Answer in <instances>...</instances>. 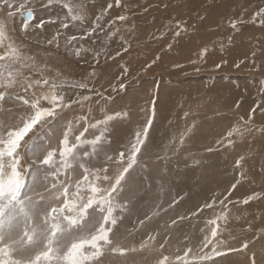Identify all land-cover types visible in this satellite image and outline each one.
<instances>
[{"label":"rangeland","instance_id":"obj_1","mask_svg":"<svg viewBox=\"0 0 264 264\" xmlns=\"http://www.w3.org/2000/svg\"><path fill=\"white\" fill-rule=\"evenodd\" d=\"M204 1L206 3L207 1L216 2V6L212 9L213 12L201 13L206 21V29H215L220 21L227 23L230 20H243V23L237 24V29H248L254 14L264 8V0H201L202 3ZM19 2L21 0H16V3ZM25 2L26 7L21 11L32 10L36 21L41 19L46 21L45 27L33 29L30 25L27 32L21 31L23 21L20 13L10 18L6 12L0 11V20L5 22L14 44L20 48L22 53L34 58L36 68L45 76L54 79L57 83L63 82L62 90H68L65 95L66 100L82 96L89 97L87 101H82V104H73L71 108L60 113L63 118L56 123L54 132L50 134L53 148L58 146L61 129L69 122L75 123L80 117L86 116L87 123H96L113 115L114 119L107 125L100 124L96 129L90 128L86 134L87 138L91 139L94 135H99L105 127L107 128L106 141L102 145L103 152L98 156L77 162L84 163L90 168L99 167L110 163L107 161L108 156L115 158L120 151L126 152L135 133L142 131L151 120L144 146L137 157V164L133 166L134 170L129 171L132 177L129 178L126 175V186L117 198V203L123 204L124 207L123 211L117 208L115 214L121 216L122 219L118 221L116 229L113 230L122 247H135L138 250L128 252L123 256L106 254L102 258L104 264H157L164 255L174 259L176 255L182 254L186 243L198 247L204 235L201 229H205V221L219 214L221 206L218 202L230 190L231 195L226 201V204L231 202L226 209L227 212L232 213L228 216L227 224H229H225L223 220L218 221L221 226L218 239L223 241L218 248L224 250L225 255L216 257V260L220 264H252L254 259L255 264H264V187L262 186L264 180L260 182V185L256 176L250 181L236 179L235 175L239 166L226 163L225 156L219 155L217 146L205 139L198 136L193 138V141L188 139L190 132L186 135L183 133V137L177 136L179 138H176L174 146L176 150H173L170 146L171 136L166 130H170L174 125L168 122L172 117L165 112L167 109L163 108L165 105H168L169 110L174 108L171 107V103L176 99H172L170 95L177 92H180V96L188 91L202 92L207 85V77L210 76L206 72L210 71L213 75L209 84H213L214 88L219 89L215 91L217 90V93L220 92L226 97L216 99L211 104L210 110L202 113L199 119L214 118L210 129L214 133L220 132L226 142L248 141V143L258 142L264 145V122L260 123L253 115L258 105L264 104V83L256 90L251 86V81L246 78V76L257 77L258 73L264 76L263 30L257 29V35H255L260 37L263 52L261 53V50L255 55L248 53L247 55H227L223 56L225 59L213 55L209 60L206 55H196L193 49H185L174 57L172 54L160 56L152 54V51L160 45H166L160 37L162 32L172 38L176 37L177 33L173 31L168 34V31L164 29L165 25L157 26L154 15L174 6L179 9L180 14L186 6L191 4V0H137L136 2L120 0L119 6H116L115 0H79V3L84 6L82 10L77 6L76 0H53L51 4L48 0H25ZM66 2L74 6L73 14L80 16L81 19H71L64 7ZM109 4H112L111 8H108ZM27 5H30V9ZM201 7L204 9L203 4ZM121 15L126 19L123 21L118 19ZM98 18L99 26L97 27ZM63 22L69 24L67 29L62 27ZM93 28L95 31L91 35L80 39ZM159 28L162 32H157ZM180 29L181 27L176 31L182 33ZM57 32L60 33L59 47L55 44H47V40ZM212 34L210 33V40L213 43L215 36ZM71 35H76L78 39L66 46L65 41ZM205 44L203 47L209 48L208 43ZM81 46L80 55L76 56L75 50ZM161 51L166 52L164 49ZM29 63L33 61L30 60ZM237 64L239 67L236 66ZM128 65L133 68H128ZM177 65L180 67H176ZM217 65L221 66L217 68ZM174 69L179 77L174 78L172 84L164 86L160 82L162 79L159 78L163 74L162 70ZM223 69L233 74L234 71L235 73L242 71L246 76L242 79L237 74L229 75L228 73L227 76L213 72L216 70L224 72ZM28 71L25 69V72ZM92 73L95 75H91ZM136 74L142 75L139 77L140 83H148L150 80L147 77L152 74L158 79L153 87L155 103L153 104L152 101L148 108H145L142 121H137L138 116L134 117L132 113L135 93L125 96L131 86V77ZM188 74H198L195 75L193 83H186L187 76L185 75ZM214 77L215 84L212 82ZM120 79L124 81L121 82ZM117 80L119 81L116 82ZM79 84H85L87 87L76 86ZM121 84L124 85L123 88L120 87ZM147 87L152 88L150 85ZM18 89L19 86L16 90L8 91L12 93ZM36 91L39 92V88ZM96 91L100 94L104 93L107 99H101L99 104L92 102L88 110H80L88 105L93 92ZM258 91H261V94H258ZM20 94L24 97V92H19V96ZM104 101L110 102L105 103ZM3 108L14 109L18 112L27 110L21 107L20 100L15 95L6 97ZM231 109H233L232 113ZM68 111L71 115H66ZM116 114L120 115L117 117ZM191 124L184 125L180 129H188ZM83 125L85 122L80 121L78 128L82 129ZM236 129L238 131H233ZM230 131H233L232 136H228ZM210 135L213 134L210 133ZM181 140H183L182 143ZM163 143L164 153L169 154L167 158L175 160H168L158 154ZM193 143L197 148L191 147ZM154 160H156V168L153 166ZM112 167L109 168L110 173ZM80 172L82 169H77L75 175H79ZM233 184H236L234 190H232ZM253 193L262 195L247 205L243 204V199ZM123 195H125L124 198ZM213 199L217 201L215 205L217 208L198 212V209ZM236 201L240 203L236 204ZM194 212L198 214L192 215ZM181 217L184 219H180ZM141 220L144 221L142 225ZM230 222L234 223L232 227ZM150 235L155 236V239L148 241ZM252 238L257 243L256 248L250 246ZM144 241H147V246L139 250V245ZM162 243L164 247L160 248ZM245 243L248 245L247 248L243 247Z\"/></svg>","mask_w":264,"mask_h":264},{"label":"snow or ice","instance_id":"obj_2","mask_svg":"<svg viewBox=\"0 0 264 264\" xmlns=\"http://www.w3.org/2000/svg\"><path fill=\"white\" fill-rule=\"evenodd\" d=\"M48 3H53V0H48ZM76 4L83 9L79 0H76ZM115 4L119 6L120 0H115ZM27 6L30 9V5ZM25 7V0L19 3L16 0H0V11L6 12L8 17L20 13L23 21L21 31L27 32L30 25L33 29H43L46 21H36L32 10L21 11ZM64 7L72 20L81 19L73 14L74 6L71 3L66 2ZM111 7L112 4H109L108 8ZM256 18H259L260 25H264V8L254 14V23L257 22ZM118 19L123 21L126 17L121 15ZM243 22L230 20L229 24L236 29L237 24ZM96 26H99V18ZM62 27L67 29L69 24L63 22ZM93 31L94 28L80 39L87 38ZM8 32L5 22L0 20V264H104L102 258L106 254L123 256L137 251L135 247H122L113 230L122 219L115 214L117 208L123 211L124 207L117 203V198L124 190L126 175L137 164L151 120L142 131L135 133L126 152L120 151L115 158L107 157L110 163L91 168L84 163H77L103 152L107 128L91 139L86 134L90 128L107 125L114 116L109 115L96 123H87L86 116L80 117L75 123L69 122L61 129L58 146L53 148L50 134L63 118L60 113L73 104H82L89 97L66 100L61 91L63 82L57 83L38 70L34 58L22 53ZM59 36L57 32L47 40V44L59 47ZM77 39L76 35H71L65 45ZM81 50L82 46L75 50V55L79 56ZM206 52L207 49L202 55ZM30 60L33 63L30 64ZM220 66L217 65V68ZM236 66L239 67V64ZM25 69L29 71L25 72ZM17 86L18 91L9 93L8 90H16ZM76 86L87 87L85 84ZM19 92L28 95L21 97ZM11 95H15L21 107L27 110L18 112L3 108L6 97ZM152 112L154 115V107ZM119 115L116 114L117 117ZM80 121L85 122L82 129L78 128ZM233 131L228 136H232ZM77 169H82L79 175H75ZM235 188L236 184H233L232 190ZM230 195L231 190L219 200L222 208H227L226 201ZM261 195L253 193L244 198L242 203L247 205ZM216 204L217 201L213 199L198 212L214 210ZM221 220L227 223V212L221 211L205 221L207 231L201 229L204 235L198 247L186 243L182 254L176 255L174 259L164 255L157 264H220L216 257L225 255V251L218 248L223 243L218 239L221 227L218 221ZM143 223L141 220L140 224ZM154 239L155 236H148V241ZM146 246L147 241L142 242L139 250ZM163 247L162 243L160 248ZM243 247L247 248V243ZM252 264H255L254 259Z\"/></svg>","mask_w":264,"mask_h":264},{"label":"bare ground","instance_id":"obj_3","mask_svg":"<svg viewBox=\"0 0 264 264\" xmlns=\"http://www.w3.org/2000/svg\"><path fill=\"white\" fill-rule=\"evenodd\" d=\"M132 1L136 2L137 0H132ZM165 4H167V3H165ZM202 4L204 6V9L201 7ZM215 6H216V2L212 3V2L207 1V3H206L204 1L202 3L201 0H197V1L191 0V4L186 6L184 11L180 14L178 11L179 9H177L176 6H174L172 8L169 7L170 9H168V10H163V12H159V14L154 15V16H156V19H155L156 25L157 26L165 25L164 29L166 31H168L167 32L168 34H171L173 31L178 33L179 31H176V30L179 29L180 27H181L180 30H182V33L179 32V35L172 38L169 35H167L166 33L162 32L161 28H159L160 30H158L157 32H162L160 37H161V40L166 42V45H164V46L160 45L158 48L155 49V51H152V54L160 55V56L172 54V57H174V55H176L179 52L182 53L181 51H185V49H193V51L195 52L196 55H202L204 50L207 49V52L204 55H206L207 58L209 60H211V58H212L211 56H213V55H218L219 57L225 59L223 56L247 55V53L249 55H255L256 52L258 54V53H260L261 50H262L261 53L263 52V49H261V45H260V37L255 36V35H257L256 34L257 29H262L263 33H264V25H260L258 23L259 18H256L257 22H255V23L252 21V23L248 25V29H244V28H241V30H239L237 28L233 29L230 26L229 21H227V23H222L220 21L221 24L220 23H218V25L215 24L217 26L215 29H206V27H207L206 21L204 20V15L201 16V13L213 12L214 10L212 11V9ZM249 31H251V32H249ZM210 33H213L212 35L215 36V42H213V43L210 40V38H211ZM263 37H264V35H263ZM261 39H262V37H261ZM263 41H264V39L262 40V42ZM205 43H208L207 46L210 49L203 47L206 45ZM162 49L166 50V52L161 51ZM247 51H249V52H247ZM149 57L150 56H148V58ZM165 57H167V56H165ZM168 57H170V56H168ZM240 58L241 57H239V59ZM127 67L133 68L130 65H128ZM176 67H180V65H177ZM124 68H125V66H124ZM126 70H128V69H126ZM162 71H163L162 72L163 74H161L159 76V78H160V80L162 79L163 81L162 80L161 81L159 80V81L162 82L164 84V86H166V84L167 85L172 84L174 82L173 79L176 77H179L177 74V71L175 69L170 70V71L169 70L168 71L162 70ZM226 71L227 70H224V72H219L216 70L213 72L218 73V74L219 73L226 74L227 76H228V73H230L229 75H236L237 74L240 76V78L242 77V79L245 78V76H246L244 74V72L242 73V71H241V73H239L237 71H236L237 73H235V71H234V74H233V72H226ZM206 73H208L210 76L207 77V85L204 87L202 92H200V93L196 92L197 93L196 94L193 91H188L187 93H184V95H182V96H180V92H177L174 95H170V97L172 99H176V101H173L171 103V107H174V108L172 110H169L168 105L163 106V108L167 109V111H165V112H168V115H170L172 117L171 121H168V122L173 123V125H174L173 128H171L170 130L168 128H167L168 130H166L169 133V135L171 136L170 140L172 142H170V140L168 139L170 142L171 148L173 150H176V148L174 146H175L176 138H179V137H177L178 135L183 137V133L186 135L188 132H190V134L187 136L188 139H192L191 141H193V138H195L196 136H198L202 139H205L209 143L217 146L219 155H221L223 157L225 156L224 161L226 163L234 164V165L236 164L237 166H239L237 168V173L235 175L236 179L242 180V181L243 180L250 181L256 176L259 183L263 182V180H264V145H261L258 142L248 143V141H244L243 143L226 142L224 140L225 137H223V135L220 132L214 133L213 131H211L210 128L212 127V123H213L214 118L211 119V117H206L205 120L199 119V116L202 113L208 112L210 110L211 104L216 99L226 97L223 94H221L219 91H218L219 93H217L216 92L217 90L215 91V89H218V88H214V86H212L213 84L212 85H210L211 83L209 84V80H211L213 73L210 71L206 72ZM251 73H253V72H251ZM134 74H135V72H134ZM153 74L149 75L147 77V79L150 80L148 83H140L139 82L140 81L139 77H141L142 75H137V74L133 75L131 77L132 78L131 86L126 91V95H125L126 97L129 93L130 94L135 93V96L133 97L134 99L132 102V108L131 109H132V113L134 114V117L138 116L137 121H142V116H143L145 108H148L149 103H151L155 97V94L153 92V89H154L153 87L158 82V79L156 78V76H154L155 74L154 75ZM202 74H204V73H202ZM195 75H198V74L185 75V76H187V82L186 83L187 84H190V82L193 83L194 82L193 80L196 78ZM263 77L264 76L261 75V73H258L257 77L252 76V78H250V77L246 76V78L251 81V86L256 88V90H258L260 85L262 83H264ZM134 79H135V81H134ZM137 79H139V80H137ZM96 80H98V78H96ZM120 80H121V82L124 81L123 79H120ZM214 80H216L215 77L212 80V82ZM118 81L119 80H117L116 82H118ZM213 83L215 84V82H213ZM147 85L152 86V88L149 89L147 87ZM125 88H127V86ZM119 91L121 93L123 92L122 90H119ZM67 92H68V90H65V89L62 90V94L64 96L67 94ZM112 94L110 96H112ZM258 94H261V91H258ZM27 95H28L27 93H24L23 96H27ZM104 95H105L104 93L100 94V93H98V91L93 92V97L89 101V103L93 102V103L99 104L101 99H107V97H105ZM107 95H109V94H107ZM121 95H123V94H121ZM139 95H140V97H138ZM20 96H21V94H20ZM196 96H198V97H196ZM104 102L106 103L107 101H104ZM109 102H107V103H109ZM232 112H233V109H231V113ZM66 115H71L70 111H68ZM253 115L260 121V123L264 122V104L258 105L257 110L255 111V113H253ZM65 118H68V117H65ZM68 121L69 120H67V122ZM189 123H192V124L188 129H180L181 127H183L184 125H187ZM209 132L213 135H210ZM180 139H181V137H180ZM163 146H165L164 143L161 145L158 154L164 158H167V155H169V154L164 153V147ZM191 147L197 148L196 144L192 145ZM167 159L171 160V161L175 160L173 158H167ZM153 164H154L153 166L156 168V160H154ZM241 173H243V176L241 175ZM127 175L129 178L132 177V175L130 173H128ZM138 182L141 183V181H138ZM260 185H261V183H260ZM262 186L264 187V184H262ZM124 196L125 195H123L122 197L124 198ZM230 205H231V202H230V204H227V208ZM214 208H217V207L215 206ZM227 208L220 207L219 211L220 212L221 211L227 212L226 211ZM227 213H228L227 214L228 216H230V214H232L229 212H227ZM242 218H243V216H242ZM233 224L234 223L230 222L231 227L233 226ZM250 246H251V248L257 247V243L255 242L254 238H252L250 240Z\"/></svg>","mask_w":264,"mask_h":264},{"label":"crops","instance_id":"obj_4","mask_svg":"<svg viewBox=\"0 0 264 264\" xmlns=\"http://www.w3.org/2000/svg\"><path fill=\"white\" fill-rule=\"evenodd\" d=\"M124 11V10H123ZM125 12V11H124ZM91 104V102L90 103H88V105L85 107V108H82V109H80V110H83L84 111V109L85 110H88V106Z\"/></svg>","mask_w":264,"mask_h":264}]
</instances>
